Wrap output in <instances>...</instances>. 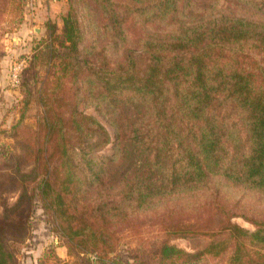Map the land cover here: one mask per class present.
<instances>
[{"label":"trees","instance_id":"obj_1","mask_svg":"<svg viewBox=\"0 0 264 264\" xmlns=\"http://www.w3.org/2000/svg\"><path fill=\"white\" fill-rule=\"evenodd\" d=\"M82 1L106 19L101 46L81 50L71 6L60 40L66 52L39 90L47 147L35 149L30 172L15 168L5 188L22 191L13 206L1 204L0 264H19L15 244L29 238L36 196L59 223L73 264H91L90 254L96 262L110 258L115 230L136 212L206 190L217 198L205 209L212 218L226 190L264 191V7L210 12L191 24L180 21L191 0ZM6 3L0 0V18ZM80 101L114 126L111 156L94 155L111 136L79 110ZM50 145L55 160L46 156ZM225 216L214 227L176 224L212 240L195 253L164 244L160 260L189 264L229 253L228 264H264V228L251 231Z\"/></svg>","mask_w":264,"mask_h":264},{"label":"rangeland","instance_id":"obj_2","mask_svg":"<svg viewBox=\"0 0 264 264\" xmlns=\"http://www.w3.org/2000/svg\"><path fill=\"white\" fill-rule=\"evenodd\" d=\"M250 2L256 4L254 10ZM184 4L186 14L180 21L194 24L204 21L210 12L229 14L236 11L249 14L256 11L260 14L263 12L264 0H191ZM71 6L77 11L84 34L81 50L89 52L94 46L100 48L98 30L103 31L106 19L91 2L86 7L82 0H7L5 12L0 18V214L3 213L2 202H6L9 207L13 206L22 191L20 188L5 190L9 176L19 167L23 172H30L35 166V149L46 143L39 90L43 78L47 77L48 72L51 75L57 69L60 57L66 52L60 40L63 17ZM52 41H55V53L54 58L48 62L47 50ZM16 68L18 82L14 81ZM78 106L81 112L99 119L111 136V142L94 155L111 156L114 126L94 106L86 105L83 101ZM52 152L50 145L46 156L51 158ZM29 190L37 193V182L31 183ZM215 201L217 198L214 195L202 190L194 198L136 212L126 225L115 230L118 238L115 252L104 263L97 261L95 264H172L162 262L157 254L164 244L195 253L212 240L210 233L192 231L196 228L178 229V223L183 226L204 224L214 227L220 220L227 219L225 215L233 214L231 221L246 229L254 231L257 224L264 228V191L226 190L219 196L216 205L219 206V213L211 218L205 209L211 205L215 207ZM30 227L29 238L15 244L19 264L28 254L27 251L30 252L29 247L36 243L45 242L50 237L65 243L59 223L38 196L35 197ZM47 250L52 253L53 247ZM228 256L229 253L218 257L209 255L189 264H228ZM52 257L53 264H73L76 260L69 255L67 261L54 258V255Z\"/></svg>","mask_w":264,"mask_h":264},{"label":"crops","instance_id":"obj_3","mask_svg":"<svg viewBox=\"0 0 264 264\" xmlns=\"http://www.w3.org/2000/svg\"><path fill=\"white\" fill-rule=\"evenodd\" d=\"M60 237H58L59 239ZM53 247L52 253L46 251L47 248ZM27 255L24 256V259H21V264H53V255L54 258H58L61 261H67L68 258V249L63 243L62 240H54V237H50L49 240L35 244L29 247ZM46 252L49 254L46 255Z\"/></svg>","mask_w":264,"mask_h":264},{"label":"built area","instance_id":"obj_4","mask_svg":"<svg viewBox=\"0 0 264 264\" xmlns=\"http://www.w3.org/2000/svg\"><path fill=\"white\" fill-rule=\"evenodd\" d=\"M17 71H18V68H16L15 70V73H14V81L18 82V75H17ZM90 258H91V264H95L96 260H97V257L93 254H90Z\"/></svg>","mask_w":264,"mask_h":264}]
</instances>
